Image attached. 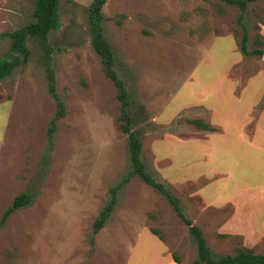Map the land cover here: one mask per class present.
Segmentation results:
<instances>
[{"label": "rangeland", "instance_id": "1", "mask_svg": "<svg viewBox=\"0 0 264 264\" xmlns=\"http://www.w3.org/2000/svg\"><path fill=\"white\" fill-rule=\"evenodd\" d=\"M91 1L60 0L61 25L48 34L55 95L33 38L26 63L0 81V264H192L196 240L167 197L125 179L128 137L91 46ZM33 4L0 0V32L34 20ZM102 14L145 170L215 256L264 253V0L248 3L242 24L222 0H106ZM244 27L247 49L262 54L240 51ZM8 47L1 37L0 55ZM57 99L64 113L49 134ZM24 192L31 200L2 221Z\"/></svg>", "mask_w": 264, "mask_h": 264}, {"label": "trees", "instance_id": "2", "mask_svg": "<svg viewBox=\"0 0 264 264\" xmlns=\"http://www.w3.org/2000/svg\"><path fill=\"white\" fill-rule=\"evenodd\" d=\"M229 5L235 6L239 10L238 22L242 24V15L246 10L248 3L255 0H222ZM106 0H92L87 14V20L91 35V46L95 53L99 56L104 73L112 81L116 88V97L119 101V121L121 130L127 134L129 157L131 162V170L126 174L125 179L131 176L139 177L144 183L156 188L163 193L174 207L177 215L188 225V229L196 240L197 244V259L192 264H264V253H255L251 249L241 247L237 248L233 254H226L224 256H215L206 244V240L200 228L191 223L182 212L179 204V199L174 196L171 191L162 183L157 182L146 170L143 161L141 160V141L137 133L131 129V117L128 112V105L130 103L129 93L125 81L118 75L114 68V51L110 42L104 35L103 28V14L102 8ZM60 0H34L33 16L34 20L22 25L14 30L8 32H0L1 37L9 38L8 50L0 55V81L9 76L16 67L26 63L30 55L28 40L36 39L44 54L46 71L49 79V90L55 95V73L51 64L52 47L48 43V34L52 30H56L61 25ZM264 23V19L262 21ZM247 34L244 27L243 35L239 40L240 51L244 55L262 54L263 50L259 47L248 50L246 46ZM258 44L261 41L257 40ZM58 110L51 120L49 127V134H51L55 127L56 119L64 113V103L57 99ZM191 123L197 127L207 130L215 131L216 128L202 119H191ZM113 188L115 192L117 189ZM31 200V194L24 192L16 196L3 216L2 221L6 219L15 209L21 208ZM116 198L114 194L111 199L103 206L92 224V235L96 234L105 224L107 218L110 216ZM151 231L155 232L154 229ZM173 258L178 261V258L173 255Z\"/></svg>", "mask_w": 264, "mask_h": 264}]
</instances>
